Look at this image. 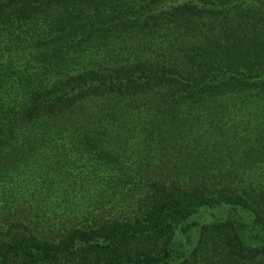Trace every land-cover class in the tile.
Wrapping results in <instances>:
<instances>
[{
    "label": "trees",
    "instance_id": "16d2710c",
    "mask_svg": "<svg viewBox=\"0 0 264 264\" xmlns=\"http://www.w3.org/2000/svg\"><path fill=\"white\" fill-rule=\"evenodd\" d=\"M0 264H264V0H0Z\"/></svg>",
    "mask_w": 264,
    "mask_h": 264
}]
</instances>
